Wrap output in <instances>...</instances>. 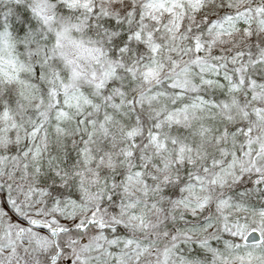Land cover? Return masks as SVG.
<instances>
[{"label": "snow or ice", "instance_id": "snow-or-ice-1", "mask_svg": "<svg viewBox=\"0 0 264 264\" xmlns=\"http://www.w3.org/2000/svg\"><path fill=\"white\" fill-rule=\"evenodd\" d=\"M0 264H264V0H0Z\"/></svg>", "mask_w": 264, "mask_h": 264}]
</instances>
